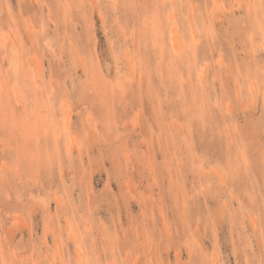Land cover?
<instances>
[{"label": "snow or ice", "instance_id": "obj_1", "mask_svg": "<svg viewBox=\"0 0 264 264\" xmlns=\"http://www.w3.org/2000/svg\"><path fill=\"white\" fill-rule=\"evenodd\" d=\"M32 8L37 15H33ZM32 8L24 11L23 4L17 5L15 0L0 3V145H3L0 149V221L3 223L0 226L5 233L16 224L11 218L13 211L20 214L19 208L14 209L13 205L36 199L25 195L29 186L21 187L22 177L30 175L29 170L37 165L36 149L49 132V122L63 121L56 136L57 147L71 148L90 135H117L120 131L118 123H111L110 109L105 116L89 115L84 128L78 122L69 124L66 113L75 106V97L64 91V77L58 81L54 76L49 79L46 75H37L40 56L30 47L37 41L50 42L56 38L50 30L53 23L67 25L77 18L98 17L112 22L113 27L106 33L109 48L117 65L126 61L129 71L120 72L118 67L114 80L101 76L96 87L112 96L123 92L134 74L141 71L143 51L147 49L155 54L158 65L166 67L152 91L153 98L160 101L158 111L165 120L168 118L164 112V90L173 96L179 92L187 97L189 86L193 105L204 114L201 122L209 115L221 120V131L235 144V160L210 167L200 165V184L194 186L192 194L183 186L179 190L185 198V214L189 218L195 215L191 202L197 197L203 203L213 189L227 191L234 180L243 177L247 181L244 197L249 212L254 214V206L260 205V245L256 248L247 242L251 237L242 238L241 251L237 253L241 259L229 260L227 264H264V108L260 107L264 105V0H207L206 3L204 0H34ZM225 16L242 18L243 28L231 29L221 36L216 21ZM221 39L228 43L218 45ZM239 43L245 52L242 62L235 58V45ZM97 55L96 51H91L90 56L88 52L83 53L86 70L90 67L87 61L90 59L94 65ZM82 75L85 79L81 81L80 96L84 99L91 77L87 73ZM213 83L215 92L210 95ZM53 97L55 103H49ZM188 115L185 107L179 116L185 125L189 124ZM100 123L105 127L100 128ZM47 163L55 167L51 157ZM51 199L49 196L38 203L47 208ZM245 204L240 207L243 209ZM56 207V213L45 224V236L51 229L49 239L54 238V242L38 248L17 247L6 242L7 235L0 234V264H159L153 256V233L147 225L142 228L130 220L126 227L116 230L104 225L103 232L98 234L89 221L74 222V213L69 211L67 225L61 223L57 227L58 203ZM216 210L227 212V201ZM5 214L9 217L6 221ZM209 223H213L211 215ZM65 227L69 233L78 230L72 251L64 242ZM186 247L190 258L181 260L177 252L173 264H222L215 250L206 251L195 238Z\"/></svg>", "mask_w": 264, "mask_h": 264}, {"label": "rangeland", "instance_id": "obj_2", "mask_svg": "<svg viewBox=\"0 0 264 264\" xmlns=\"http://www.w3.org/2000/svg\"><path fill=\"white\" fill-rule=\"evenodd\" d=\"M15 3H22L23 10L27 11L32 8L34 0H15ZM236 11L238 13L239 9ZM32 13L37 15L35 8H32ZM40 15H43L42 11ZM52 15L56 16V13ZM229 16L216 21L221 36L231 29L243 28L242 18ZM112 27L108 19L77 18L67 25L63 22L50 25L56 37L50 42L41 40L30 44L40 56L37 75H46L49 79L54 76L58 81L64 77V91L75 97V106L66 113L69 124L78 122L84 128L89 115L105 116L110 109L111 123H118L120 131L117 135H90V138L71 148L57 147L56 136L63 121L49 122V132L36 149L37 165L29 170L30 175L22 177L24 184L21 187L29 186L25 195L36 199L14 204V209L20 210L19 215L15 211L11 214L16 224L6 233L0 226V234L7 235L6 242L17 247L38 248L41 244L54 242V238L49 239L51 229L45 236V224L56 213L58 203L57 227L61 223L67 225L69 211L74 213V222L89 221L98 234L103 232L104 225L116 230L126 227L130 220L142 228L147 225L153 233V256L159 264H173L177 260V252H180L179 259H189L186 245L192 238L206 251L215 250L222 264L240 260L241 256L237 253L241 251L239 245L242 238L251 237L247 242L256 248L260 245V205L257 203L254 206V214L249 212L244 197L247 181L239 177L227 191L213 189L203 203L202 198L197 197L191 202L195 211L191 218L185 214V198L179 191L183 186L189 195L192 194L194 186L200 184V165L210 167L213 164L223 165L229 159L235 160V144L221 131L219 118L213 119L209 115L205 122H201L204 114L191 101V86L186 90L187 97L179 92L173 96L167 89L164 90V112L168 118L165 120L158 111L160 101L153 98L152 91L160 80V72H166V67L158 65L155 54L147 49L143 51L141 71L134 74L123 92L118 91L112 96L96 87V81L101 76L114 80L118 67L120 72L129 71L126 61L117 65L109 48L106 33ZM21 32L23 34V28ZM227 43L223 39L217 41L220 46ZM235 48V58L242 62L245 59L242 43L236 44ZM91 51H96L98 55L94 65L90 59L87 61L90 67L86 70L83 53L88 52L90 56ZM139 59L137 56L136 60ZM82 73L91 77V86L84 93V99L80 96L83 91L81 81L85 79ZM56 87L59 89L61 86L58 83ZM214 92L213 83L210 95ZM49 103L54 104L55 97ZM56 107L59 108V105ZM185 107L189 111L187 125L179 119ZM260 107L264 108V105ZM240 116L243 117L244 113ZM258 116L259 110L256 113ZM99 127L104 128V123H100ZM2 148L3 145H0ZM50 157L55 162L54 168L47 163ZM256 191L259 193V186ZM49 196L52 199L47 208L38 203ZM225 200L228 211L217 212L216 209ZM241 204H245L243 209ZM210 215L212 224L209 223ZM8 218L5 214L3 220ZM64 235L69 250H74L78 230L69 233L65 227Z\"/></svg>", "mask_w": 264, "mask_h": 264}, {"label": "bare ground", "instance_id": "obj_3", "mask_svg": "<svg viewBox=\"0 0 264 264\" xmlns=\"http://www.w3.org/2000/svg\"><path fill=\"white\" fill-rule=\"evenodd\" d=\"M69 118V117H68Z\"/></svg>", "mask_w": 264, "mask_h": 264}]
</instances>
